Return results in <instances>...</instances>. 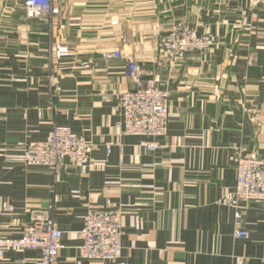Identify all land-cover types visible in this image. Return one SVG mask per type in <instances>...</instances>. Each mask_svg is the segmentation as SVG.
<instances>
[{"label": "crops", "instance_id": "obj_1", "mask_svg": "<svg viewBox=\"0 0 264 264\" xmlns=\"http://www.w3.org/2000/svg\"><path fill=\"white\" fill-rule=\"evenodd\" d=\"M0 0L1 230L20 237L33 210L63 231L57 264L80 257L89 207L122 212V254L113 264H264V203L235 199L236 156L264 158V4L251 0ZM188 26L215 44L177 61L162 38ZM120 52L122 57L105 58ZM142 79L169 93L168 132L145 153L124 133L121 95ZM68 127L91 144L84 165L56 175L25 163V146ZM240 213V214H239ZM239 216V217H238ZM240 228L248 237H235ZM10 250L0 264H35Z\"/></svg>", "mask_w": 264, "mask_h": 264}, {"label": "built area", "instance_id": "obj_2", "mask_svg": "<svg viewBox=\"0 0 264 264\" xmlns=\"http://www.w3.org/2000/svg\"><path fill=\"white\" fill-rule=\"evenodd\" d=\"M253 7L264 4V0H251ZM28 12L48 15L52 11L51 0H26ZM215 44L211 35H199L188 26L172 29L162 38L161 54L167 60L184 59L190 53L208 49ZM105 58L122 57L121 53H105ZM126 76L136 87L121 95L124 133L144 138L140 146L145 153L160 148L157 138L168 132L169 93L156 84L155 79L144 81L143 69L136 59L129 57L125 67ZM91 144L84 136L68 127H54L44 140L29 142L24 149L25 163L29 166H43L59 175L68 159L77 165H84L89 159ZM238 171L235 199L264 203V158L251 157L237 152ZM54 205L45 210H33L30 220L20 237H7L0 225V259L10 250H36L40 257L35 264H57L64 245L63 231L52 216ZM11 205L4 202L1 212L10 211ZM240 214V213H239ZM239 217V216H238ZM123 215L120 210L89 207L84 226L78 232L80 257L101 264H113L122 254ZM235 237H248V232L240 228Z\"/></svg>", "mask_w": 264, "mask_h": 264}]
</instances>
